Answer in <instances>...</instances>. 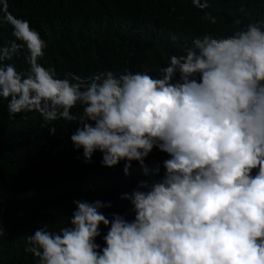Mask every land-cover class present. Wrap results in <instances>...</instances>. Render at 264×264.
Here are the masks:
<instances>
[{
    "label": "clouds",
    "instance_id": "clouds-1",
    "mask_svg": "<svg viewBox=\"0 0 264 264\" xmlns=\"http://www.w3.org/2000/svg\"><path fill=\"white\" fill-rule=\"evenodd\" d=\"M8 8L0 0L14 37L0 47V98L10 117L39 113L49 134L57 127L50 122H75L70 140L85 162L100 151L104 166L124 160L126 175L153 147L168 154L162 176L121 194L132 219L107 217L101 209L111 201L74 199L67 225L27 235L36 264H264V18L228 35L194 36L155 75L125 69L84 78L43 66L46 41ZM17 50L26 69L9 62Z\"/></svg>",
    "mask_w": 264,
    "mask_h": 264
},
{
    "label": "trees",
    "instance_id": "trees-1",
    "mask_svg": "<svg viewBox=\"0 0 264 264\" xmlns=\"http://www.w3.org/2000/svg\"><path fill=\"white\" fill-rule=\"evenodd\" d=\"M8 5L46 41L39 62L53 66L60 77L69 71L89 78L98 71L125 69L155 75L171 55L183 54L194 36L228 35L264 18V0H208L203 9L191 0H8ZM237 17L239 25L233 23ZM11 31L0 19V47L14 39ZM9 62L18 70L28 67L20 50ZM50 123L57 125L54 134H49V125L41 127L39 113L10 117L7 100L0 98V227L5 230L0 234V264H36V257L25 250L26 236L45 224L52 231L67 225L74 199L111 201V207L101 209L107 217L116 212L132 219L130 202L121 194L130 193L140 180L163 175L168 154L156 147L143 165L133 160L126 175L124 160L104 166L100 151L85 162L82 149H74L70 140L75 122ZM100 227L96 242L103 246L107 226Z\"/></svg>",
    "mask_w": 264,
    "mask_h": 264
}]
</instances>
